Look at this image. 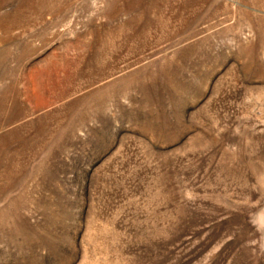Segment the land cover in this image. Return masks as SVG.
Wrapping results in <instances>:
<instances>
[{
	"label": "rangeland",
	"instance_id": "374dc122",
	"mask_svg": "<svg viewBox=\"0 0 264 264\" xmlns=\"http://www.w3.org/2000/svg\"><path fill=\"white\" fill-rule=\"evenodd\" d=\"M0 264H264V0H0Z\"/></svg>",
	"mask_w": 264,
	"mask_h": 264
}]
</instances>
